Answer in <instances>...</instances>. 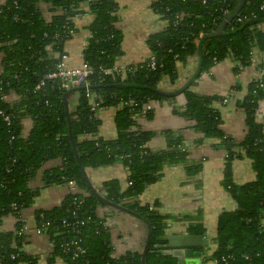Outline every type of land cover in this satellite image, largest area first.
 <instances>
[{
	"label": "trees",
	"instance_id": "16d2710c",
	"mask_svg": "<svg viewBox=\"0 0 264 264\" xmlns=\"http://www.w3.org/2000/svg\"><path fill=\"white\" fill-rule=\"evenodd\" d=\"M85 0H6L0 3V113L10 116L9 123L0 114V221L13 217L14 229L0 232V264H37L39 257L23 251L26 232L21 221L23 210L33 206L39 189L31 182L41 173L44 185H63L68 181L88 192L87 197L68 194L60 205L35 211V228L48 223L44 234L52 248L49 264L62 260L64 264H141V253H125L115 258L109 255L107 227L96 214L103 205L97 195L86 187L83 170L121 162L130 173L127 187L112 180L97 192L110 204L121 205L142 216L151 226L149 250L145 264H176L154 248L157 238L165 235L167 217L138 202L137 198L156 182L158 172L168 164H182L189 176L201 170L200 163H189L181 137L170 131L167 150L152 151L147 144L156 133L139 131L136 117L149 118L152 111L144 106L152 101H168L152 90H163L161 82H174L177 64L195 55L202 57V70L231 59L238 68L252 65V54H264V0H246L234 18L225 25L221 36L204 40L214 34L232 14L239 0H156L152 9L165 22L162 31L146 41L155 57V68L146 61L129 66L121 72L99 78L90 77L92 90L74 92L59 87L56 80H45L55 69L56 59L49 56L64 53L65 43L75 32L73 20L82 14ZM117 4L113 0H93L89 4L92 21L87 31L90 38L82 51V61L94 70L111 69L121 54V33L116 28ZM226 15L223 19L220 15ZM251 14L256 16L255 19ZM47 15V16H46ZM249 17L237 23L238 17ZM256 68V77L248 84L246 95L238 102L245 115V134L237 144L220 129L219 103L229 97L200 96L191 92L200 75L180 93L185 105L177 114L194 123L193 128L203 140L216 139L226 153L223 187L235 203V209L219 216L216 249L204 262L214 264H264V123L257 117L264 108V63ZM194 75V74H193ZM193 77V76H192ZM191 77V78H192ZM190 78V79H191ZM189 79V80H190ZM188 80V81H189ZM131 84L137 87H109ZM181 90V88L174 91ZM240 90V86L232 87ZM9 91L14 94L13 100ZM94 96L97 108H117L114 119L116 138L105 140L98 135L100 121L91 110L86 94ZM217 104V106L215 105ZM223 106V105H222ZM30 121L27 133L23 122ZM247 158L255 178L236 185L231 177L234 160ZM58 162L43 169L47 163ZM63 222L66 226L63 228ZM187 233L204 234L201 222L188 219ZM76 245L84 253H76Z\"/></svg>",
	"mask_w": 264,
	"mask_h": 264
},
{
	"label": "crops",
	"instance_id": "0c3cea01",
	"mask_svg": "<svg viewBox=\"0 0 264 264\" xmlns=\"http://www.w3.org/2000/svg\"><path fill=\"white\" fill-rule=\"evenodd\" d=\"M5 1L0 0V3ZM113 1L117 4L115 26L122 37L121 54L115 60V67L123 71L129 66H136L148 61L153 54L146 41L150 35L162 31L165 22L160 20L152 9V3L156 0ZM91 21V15H83L73 20L75 32L64 47L67 67L76 68L82 64V51L90 38L86 27ZM252 56V61L255 60L252 65L238 68L236 72L234 71L235 64L231 59L214 65L208 71L203 72L191 87V92L196 95L229 97L227 103L219 107L220 129L237 144L243 140L245 134V115L238 106V102L246 95L248 84L256 77L255 67H260L264 63V54L254 51ZM197 64L195 55L188 56L185 62L177 64L174 82L166 78L161 82V88L169 92L181 88L193 76ZM235 86H240V90L232 91V87ZM10 98L13 100L12 96ZM93 98L94 96L90 98L91 102H94ZM150 104L153 111L149 118L136 117V126L139 131L156 133L147 144L148 148L152 151L167 150L166 137L162 133L170 131L181 137L189 154V163H200L201 170L195 176H189L182 164L165 165L158 172L154 184L148 186L137 200H127L125 203L137 201L140 207L148 206L149 209H154L158 214L166 216V236L188 234L186 230L190 225L188 219L201 222L204 228L202 236L205 258L216 249L213 240L216 237L219 216L235 209V203L223 187L226 153L216 139L203 140V136L193 128L194 123L177 114L183 110L185 105L182 95L175 96L173 100L152 101ZM215 105L217 106V104ZM116 110L117 108L112 107L95 111V116L101 123L98 135L105 140L116 138L117 133L114 126ZM257 117L264 123V108L260 110ZM30 125L29 120L23 122L24 133L28 132ZM57 163H47L43 169L54 167ZM230 169L232 180L236 185H243L255 178L251 162L247 158L234 160ZM129 176V170L119 161L107 166L83 170L86 187L91 193V190H94L96 194L98 191H103L104 183L112 180L118 181L120 188L124 190L127 187ZM41 177V173H39L31 182L33 188L39 189L38 197L31 208L23 210L21 213V221L24 223L27 235L23 251L27 255L38 256L37 264H49L47 258L51 252L52 244L48 236L36 233L35 211L48 210L60 205L69 192L65 184L44 185ZM75 192L82 197L88 196V192L79 186ZM116 206L133 212L121 205ZM124 210L108 205L96 208L97 216L103 219L104 225L107 227L109 255L118 258L127 252H138L142 257L146 229L143 223ZM14 225L13 217H6L0 221V232L11 231L15 228ZM54 264L64 263L58 259ZM201 264L214 263L202 261Z\"/></svg>",
	"mask_w": 264,
	"mask_h": 264
},
{
	"label": "water",
	"instance_id": "95a60500",
	"mask_svg": "<svg viewBox=\"0 0 264 264\" xmlns=\"http://www.w3.org/2000/svg\"><path fill=\"white\" fill-rule=\"evenodd\" d=\"M246 0H239L238 5L233 10L232 14L229 15L226 20L220 25L218 30L211 35L205 36L201 39L199 43V52L201 50V44L204 40H207L209 38H215L218 36H221L223 33V28L227 23H229L235 16L237 12L241 10ZM202 57L200 56L197 68L194 72L193 77L186 82L184 85H182L181 90L177 91H164V90H152L149 89V91H153L154 93L165 97V98H172L177 95H179L181 92L186 90L192 82L200 75V72L202 70ZM137 87L135 85L131 84H122V85H111L109 87ZM93 87H79V88H72L67 91V93L64 95L63 103L65 106V110L67 109V96L69 94H72L74 92L78 91H84V90H92ZM89 185V184H88ZM93 194L97 195L94 190H91ZM97 198L99 201L108 206H113L114 208L124 210L116 205H111L107 201H105L101 196L97 195ZM126 213L131 215L132 217L138 219L141 223H143L145 229H146V237L143 245L142 250V257H141V264H145V257L148 253L149 243H150V237H151V226L149 222H147L144 218L140 217L139 215L129 212L127 210H124ZM157 241L160 242V244H157L154 246L155 249H157L156 253L163 256V257H170L176 261V264H201L202 261H204V243H203V236L200 235H164L162 237H158ZM203 259V260H202Z\"/></svg>",
	"mask_w": 264,
	"mask_h": 264
},
{
	"label": "built area",
	"instance_id": "2783aa9c",
	"mask_svg": "<svg viewBox=\"0 0 264 264\" xmlns=\"http://www.w3.org/2000/svg\"><path fill=\"white\" fill-rule=\"evenodd\" d=\"M92 1L93 0H85L84 4L81 6V13L82 14L75 16L74 19L80 18L83 15H89V4ZM260 10L264 12V8L262 6L260 7ZM225 15H226V12L224 14L220 15V18L223 19L225 17ZM251 17L253 19L256 18V16L254 14H251ZM247 18H249V17H246V16L238 17L236 22L242 23ZM49 56H52L53 59H56L55 69L53 72L48 73L47 75L44 76V78L41 80V82L37 85V87H36L37 89H39L41 86H43L45 80H56V81H58L59 87L63 90H70L72 88H79V87H86L87 88V87H89L90 82H91L90 77L93 75H98L99 78H104L105 76L112 75L113 73L121 72V70H118L115 67V65L112 68V70L100 67L96 71L91 66L84 63L83 61L79 67H76V68L75 67H67L66 66L67 57H66L65 53H63L61 55H56V56H53L52 53H50ZM252 60H253V56H252ZM254 61H252V62H254ZM148 62H149V67L151 69H154L155 65H156L154 55H152L148 59ZM263 76H264V71H260L257 77L262 78ZM9 94H10L9 96H12L13 98L15 97L12 91H9ZM86 97H89V99H90L92 96L87 93ZM226 103H227V101H223L222 103H219L220 105H218V107H220ZM91 106H92L91 107L92 111L100 110L99 108H97V104L94 102H91ZM144 109H145V111H153V107L150 104V102L144 106ZM0 114L3 117V120L5 122L9 123L10 116L4 114V112H1ZM65 185L67 186V190H68L69 194H75L76 193L75 190H76L77 186L74 183V181H68L65 183ZM262 223H264V222H262ZM48 225L49 224L47 222L42 224L40 228L35 229L36 233L38 235L44 234ZM65 226H66V224L63 222L62 227L64 228ZM23 231H25V227H24ZM72 245L75 246L76 253H84V251L81 250L76 245V243H72Z\"/></svg>",
	"mask_w": 264,
	"mask_h": 264
}]
</instances>
